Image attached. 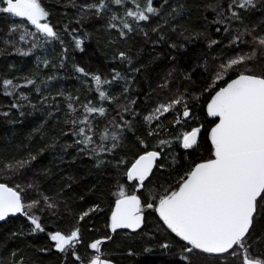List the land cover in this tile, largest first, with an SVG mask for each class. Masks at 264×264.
<instances>
[{
    "label": "snow or ice",
    "instance_id": "6c2138e0",
    "mask_svg": "<svg viewBox=\"0 0 264 264\" xmlns=\"http://www.w3.org/2000/svg\"><path fill=\"white\" fill-rule=\"evenodd\" d=\"M168 5L169 0H84L81 3L66 0L64 7L77 10L76 23L81 28L82 21L105 20L106 30H117L120 39L126 40L130 34L150 38L151 32L157 36L153 45L163 43L179 50L186 43L171 42L168 34H175L179 28L185 42L203 40L208 49L219 47V54L211 57L213 63L205 59L202 66L198 65L208 74L205 87L197 90L191 80L195 68L185 73L175 65L177 57L169 53L174 66L161 78L157 88L172 91L178 71L182 82L193 84V88L181 90V83L167 100L151 101L150 110H138L137 100L130 96L136 74L145 66L136 67L133 54L117 50L111 60L126 65L124 71L113 67L102 74L72 64L76 78L94 99L85 95L82 100L79 89L76 95L63 89L52 95L49 83L57 76L49 75L38 82L39 71L23 77H0L3 95L13 98L10 107L17 110L24 107L21 101L36 108L29 94L21 91L28 86L38 94L39 103L50 109L60 111L57 98L63 99L66 105L63 123L67 131L61 129L60 135L72 138L63 149L75 148L76 156L94 159L97 169L111 166L117 174L113 177L117 181L116 191L112 193L114 199L108 205L107 228L111 234L127 229L135 235L143 233L142 239H154L152 231L144 232L151 215L157 222L154 231L173 236L175 240V243L165 240L159 249L172 256L170 250L176 244L180 246L175 254L179 260H172L170 264H264V0L209 2L204 8L211 11L213 18L202 16V27L179 25L176 21L184 19L186 4L178 0L175 6ZM257 11L261 18L253 21L250 16ZM0 17L11 21L7 31L0 29L3 32L0 55L29 56L37 49L47 51L58 42L61 48L58 63L37 56L36 68L66 67L69 48L50 22L51 12L44 0H0ZM156 18L162 23L151 26ZM141 22L151 27L142 26ZM165 26L168 32L162 31ZM213 26L220 39L212 38ZM64 31L71 37L74 49L84 51V40L89 34L85 32L81 37L77 28L69 30L68 25ZM159 58L157 55L154 60ZM121 82L120 91L113 92V87ZM121 98L126 103H119ZM112 104L116 105L115 109ZM144 111L146 115H142ZM166 114L174 115L170 127L161 124ZM3 115L8 117L9 113ZM20 115L24 112L20 111ZM52 115L49 111L48 116ZM162 133L165 138H161ZM129 136L138 150L131 158L117 155L124 151ZM151 140L156 143H150ZM175 148L182 149L184 155L176 153ZM39 151L42 153L44 149ZM168 153L172 156L171 164L165 161ZM36 160L37 154L31 152L20 158H0V177H6L0 182V222L22 215L30 224V233L46 232L54 249L64 254L65 264L69 256L73 264H114L110 254L103 250L113 235L85 244L78 226L91 213L104 211L99 202L79 213L77 226L69 231H47L42 215L49 213L53 218L60 215L61 203H66L65 190L71 189V183H65L51 195L41 191L35 179L27 178V170ZM156 172H167L168 176L163 183L157 181L149 187ZM35 175L33 172L32 176ZM126 182H131V188ZM11 235L15 238L18 233ZM81 247L90 252L81 256ZM153 251V245L143 247L144 254ZM127 254L137 255L131 248ZM13 264H24L23 257Z\"/></svg>",
    "mask_w": 264,
    "mask_h": 264
},
{
    "label": "trees",
    "instance_id": "16d2710c",
    "mask_svg": "<svg viewBox=\"0 0 264 264\" xmlns=\"http://www.w3.org/2000/svg\"><path fill=\"white\" fill-rule=\"evenodd\" d=\"M84 2V0H77V3ZM162 2V0H161ZM178 0H169L168 7L175 6ZM180 3L186 4L187 11L185 12L184 19H178L176 23L179 25H194L202 27L201 17L207 15L212 19L211 11H205L204 5L215 0H179ZM225 4L227 0H224ZM66 0H44L45 7L51 12L50 22L55 26L56 30L61 33L65 44L69 48L68 60L64 69L44 68L40 66L39 70L36 68V57H47L50 60L58 63V56L61 51L58 42H54L47 51L37 49L29 56H20L18 54L0 55V77H23L32 75L39 71L38 82L40 79H46L49 75H56L57 79L49 83V90L52 95H55L58 90L63 89L66 93L70 92L73 95L77 94V89L80 90L79 94L81 99L88 95L89 99H94L93 95L87 94L84 90L77 74L72 70V64H79L85 67L87 71H99L102 74H107L111 68L115 67L120 71L126 69V65H121L118 61H112L111 57L117 50L129 51L133 54L135 66L139 67L144 65L141 73L136 74V83L132 85L131 99L137 100V109L150 110L152 108L151 101L161 99L167 100L171 97L177 86L182 83V88H193V84L182 82L181 72H177L174 77L172 91L165 92L157 88L161 78L166 72L173 67V62L170 61L169 53L177 57L175 65L182 69L185 73L195 72L191 76V80L197 86V90L205 87L204 81L208 79V74L204 72L203 65L205 59L211 61V57L219 54L220 48L214 46L208 49L206 41H192L185 42L184 37L179 35L180 29H177L175 34L168 33L171 42L186 43V47L179 50L170 49L167 44L153 45L152 41L157 39L156 34L149 32L150 38H144L138 34H130L124 40L118 38L117 30L105 28V20L91 19L82 21L83 27L76 23L77 10L71 7L65 8ZM155 6H159L158 4ZM250 18L253 21H258L260 17L259 11L251 14ZM8 20V18H6ZM3 17H0V29L7 31L8 24ZM162 23L159 18L153 19L152 25L155 26ZM65 25L71 28H77L81 37L84 33L89 34V38L84 40V51L74 49L71 37L65 33ZM142 26L151 27L141 22ZM168 32V27L162 29ZM213 39H220L221 37L215 33V26L210 29ZM3 32H0L2 35ZM110 41H116L110 43ZM227 43V41H224ZM2 46V45H0ZM11 52V48L8 49ZM227 52V50H225ZM159 55V59L154 60V57ZM10 65L14 67H9ZM121 82L113 87V92H119L121 89ZM94 87V85H93ZM21 91L29 94L31 103L36 105L33 109L26 101H21L24 107L20 110L11 108L14 102L12 97L3 95L2 86H0V158L11 159L13 157L20 158L26 156L29 152L37 154V160L32 162L28 171V179H35L40 185L41 191L51 195L58 191L65 183H71V189L65 190L66 203H61L60 215L53 218L49 213L42 215V221L47 231L62 230L69 231L72 227L77 226L76 217L79 213L86 211L92 207L94 203L99 202L103 212L91 213L84 221L79 222V227L82 229V236L85 244L90 243L92 240L109 235L110 230L107 228L108 222V205L113 201L112 193L116 191L117 174L115 170L108 166L106 168L97 169L95 160L88 156H76L75 148L63 149L65 143H71V136L63 137L60 135L61 129L67 131L64 125V110L66 105L62 98H57L60 102V111L54 108L50 109L47 105L39 103V96L32 89V86L21 89ZM151 93V97H148ZM119 103H126L121 98ZM200 103H203L201 101ZM107 106V104L105 105ZM116 105L112 104V109ZM20 111L24 115H20ZM52 111L53 115L48 116V112ZM8 112V117L3 115ZM147 111L142 112L146 115ZM115 115V111H112ZM125 118H128L127 116ZM174 119L173 114H166V118L161 119V124L164 127H170V122ZM141 134L143 128L140 129ZM161 138H165L161 134ZM129 143L125 146L124 151L117 153L120 156H127L131 158L138 150L131 141L132 137L129 136ZM55 143V146L48 147ZM150 143H156L151 140ZM40 149H44L40 153ZM174 151L181 156L184 151L180 148H175ZM73 157H76L74 160ZM111 159V157H108ZM172 156L170 153L166 154L165 161L171 164ZM36 175L33 177L32 173ZM47 173V174H46ZM168 176L165 172L161 174L156 172L151 177L152 184L155 185L157 181L161 183ZM69 177L72 178L69 181ZM6 177H0L3 182ZM125 183L124 180L120 181ZM128 187L131 188V182H126ZM83 197V199H81ZM148 226L145 227L144 232L152 231L154 239H142L144 235H135L129 230H119L115 234L112 241L106 242L103 245V250L110 254L113 261L117 264H170L172 260H179V256L175 255L179 252L180 246L170 251L172 256L165 255L159 249V244L165 240L175 243L173 236H166L163 233L157 234L154 231L156 227V220L153 216L148 217ZM18 233L13 238L12 233ZM19 233H23L20 235ZM174 235V234H173ZM147 244L154 246V251L151 254H144L143 247ZM131 248L137 253L135 256L127 254L128 249ZM40 249H48V251H40ZM90 250L84 247L79 248V254L85 256ZM16 253L15 256L12 254ZM23 257L24 264H65V256L59 253L53 247V242L45 233H30V224L22 215H17L9 219L6 223L0 222V264H13L14 260H20ZM67 264H73L72 257L67 258Z\"/></svg>",
    "mask_w": 264,
    "mask_h": 264
},
{
    "label": "water",
    "instance_id": "95a60500",
    "mask_svg": "<svg viewBox=\"0 0 264 264\" xmlns=\"http://www.w3.org/2000/svg\"><path fill=\"white\" fill-rule=\"evenodd\" d=\"M1 182V181H0ZM17 215H19V214H17ZM120 230H122V229H120ZM125 230H127V229H125ZM117 231H119V230H117ZM130 231V230H129ZM111 235H113V237L115 236V234H111ZM109 242V241H108ZM114 264H117L115 261H114Z\"/></svg>",
    "mask_w": 264,
    "mask_h": 264
},
{
    "label": "rangeland",
    "instance_id": "374dc122",
    "mask_svg": "<svg viewBox=\"0 0 264 264\" xmlns=\"http://www.w3.org/2000/svg\"><path fill=\"white\" fill-rule=\"evenodd\" d=\"M4 18V20H6V18L5 17H3ZM11 21L8 19V20H6V23L7 24H9Z\"/></svg>",
    "mask_w": 264,
    "mask_h": 264
}]
</instances>
